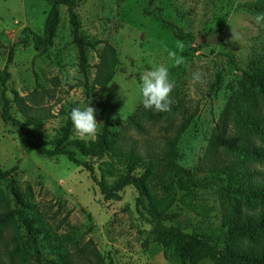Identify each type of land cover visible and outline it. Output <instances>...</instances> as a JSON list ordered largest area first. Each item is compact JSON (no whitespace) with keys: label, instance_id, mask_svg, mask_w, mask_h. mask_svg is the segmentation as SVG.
Here are the masks:
<instances>
[{"label":"rangeland","instance_id":"obj_1","mask_svg":"<svg viewBox=\"0 0 264 264\" xmlns=\"http://www.w3.org/2000/svg\"><path fill=\"white\" fill-rule=\"evenodd\" d=\"M257 1L76 0L84 33L108 41L117 55L111 81L104 87L96 86L88 98L67 8L60 6L54 44L38 51L32 34L27 43L19 39L24 37V27L43 33L50 11L48 2L0 0V69L5 67L14 45L7 82L11 112L20 119H26L28 114L46 116L34 126V139L52 148L56 133L66 121L65 111L75 103L92 105L100 123L98 133L105 127L127 128L143 153L146 145L151 151L161 150L166 139L175 136L178 124L187 122L192 115L175 149L174 161L181 173L159 185L155 192L171 200L169 212L180 213L167 225L179 226L189 234L209 233L221 246L222 180L208 171L209 163L204 157L244 72L255 68L256 61L264 56V25L254 21L255 15L261 13ZM103 48L101 44L99 49ZM169 52H174L181 63H175ZM87 53L93 79L99 57L93 49ZM154 64L168 67L174 82L172 104L181 105L183 113L174 115L169 123L154 122L140 113L142 127L138 129L129 124V119L144 108L138 91L140 76ZM2 90L0 81V170L16 166L14 177L19 187L23 189L27 183L34 187L35 200L57 238L72 233L80 244L91 240L102 254L113 258L114 264H179L156 240L149 215L138 210L134 186L125 187L119 199H105L85 168L66 155L50 157L28 146L25 135L2 119ZM77 156L90 161L98 177L105 160L113 162L116 173L122 167L108 155L96 158L78 151ZM255 165L264 169V163ZM260 207L255 204L256 210ZM68 210L71 214L67 222L59 226ZM14 234L9 226L0 235V260L4 264H10L6 253L14 247ZM52 257V253L41 250L42 260ZM15 259L16 264H23L20 257ZM24 264H38L36 256H30ZM202 264L214 262L206 260Z\"/></svg>","mask_w":264,"mask_h":264},{"label":"trees","instance_id":"obj_2","mask_svg":"<svg viewBox=\"0 0 264 264\" xmlns=\"http://www.w3.org/2000/svg\"><path fill=\"white\" fill-rule=\"evenodd\" d=\"M46 1L50 11L43 33L38 34L24 27V37L19 42H29L32 34L36 50L43 51L52 46L60 23V6H65L73 30V42L78 49L79 70L84 75L85 94L90 98L96 86L104 87L113 78L116 49L108 41L90 38L84 33L76 0ZM257 5L264 13V0H258ZM101 44H104L102 50L99 49ZM89 48L95 50L99 57L94 65L96 74L93 79L89 73ZM13 55L14 45L10 47L5 67L0 69L2 119L25 135L28 146L50 157L66 155L70 161L85 168L105 199H119L125 187L134 186L138 192V210L149 215L154 222L156 240L166 252H171L179 260V264H202L206 260L214 264H264V169L255 165L257 162L264 163V56L256 61L255 68L244 72L243 81L231 95L213 131L204 157L209 163L208 171L222 180L220 200L224 239L219 246L209 233L195 231L189 234L179 226L167 225L168 220L180 213L169 212L171 200L160 198L155 192L159 185L181 173L180 166L174 161L175 149L192 115L187 122L178 124L175 136L167 138L166 146L161 150L151 151L146 145V152L143 153L138 140L127 128L112 130L105 127L97 134L95 142L80 139L70 119L71 109L80 106L75 103L65 111L66 121L56 133L53 147H44L34 139V126L47 117L28 114L26 119H20L11 112L7 82ZM180 112L183 113V108L179 104H171L168 112L144 107L129 119V124L138 129L142 127L138 117L140 113L151 117L154 122L169 123ZM78 151L83 156L96 158L108 155L122 167L116 173L113 162L105 160L99 167L101 176L98 177L95 166L88 160L80 159ZM15 171L16 166L0 170V235L9 226L15 231L14 247L6 253L10 264H16V257H20L24 264L30 256H36L38 264H114L113 258L102 254L91 240L80 244L72 233H63L57 238L35 200L34 187L27 183L21 189L14 177ZM114 176L115 179L108 180V177ZM256 203L261 206L258 210L255 209ZM70 214L68 210L59 226L67 222ZM42 249L52 253L53 257L42 260ZM0 264L4 263L0 260Z\"/></svg>","mask_w":264,"mask_h":264},{"label":"clouds","instance_id":"obj_3","mask_svg":"<svg viewBox=\"0 0 264 264\" xmlns=\"http://www.w3.org/2000/svg\"><path fill=\"white\" fill-rule=\"evenodd\" d=\"M254 21L257 25H264V13L256 14ZM169 57L175 58L176 54L169 52ZM175 63L179 64L181 60L175 58ZM173 87L174 82L170 77L168 67L163 64H154L146 73L140 76L138 91L142 97L143 106L156 112L170 111ZM70 119L80 139L86 142H95L100 123L96 118V109L92 105L73 107Z\"/></svg>","mask_w":264,"mask_h":264},{"label":"water","instance_id":"obj_4","mask_svg":"<svg viewBox=\"0 0 264 264\" xmlns=\"http://www.w3.org/2000/svg\"><path fill=\"white\" fill-rule=\"evenodd\" d=\"M196 41H197V42H199V39H198V38H196Z\"/></svg>","mask_w":264,"mask_h":264}]
</instances>
